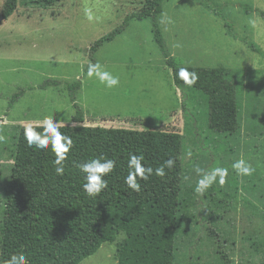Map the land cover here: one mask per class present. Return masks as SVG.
<instances>
[{
	"label": "rangeland",
	"instance_id": "obj_1",
	"mask_svg": "<svg viewBox=\"0 0 264 264\" xmlns=\"http://www.w3.org/2000/svg\"><path fill=\"white\" fill-rule=\"evenodd\" d=\"M208 1L212 10L205 0H162L156 21L169 57L178 66L226 68L240 71L241 76L249 71L250 81H238L239 96L244 100L250 93L260 97L264 110V56L248 45L255 43L264 51V0ZM4 2L0 0V17ZM143 4L144 0H61L45 7L19 0L16 12L0 22L1 165L14 161L21 125H42L49 116L59 125H74L76 104L89 126L186 134L182 92L155 40L152 18L130 19L123 33L93 56L90 52L97 40L139 12ZM86 7L100 19L89 21ZM97 62L103 71L119 77V85L107 88L88 76L89 64ZM47 80L59 83L41 88ZM76 81H81V88L75 103L67 86ZM21 90L25 92L11 105ZM201 103L195 102L197 109L191 103L199 122L207 105L204 99ZM248 123L245 113L244 125ZM198 134L197 139L187 136L184 143L186 194L201 178L197 167L208 171L223 167L229 175L224 185L218 180L212 185L214 198L206 196L209 188L190 196L197 201L186 210L188 230L178 236L176 264H217L208 228L225 240L235 264H264V204L259 199L264 197V129H244L240 137L218 139L205 138V131ZM240 159L255 169L251 175H237L232 169ZM219 190H227L230 197L223 200ZM123 237L125 233L119 239ZM80 264H119L117 243H104Z\"/></svg>",
	"mask_w": 264,
	"mask_h": 264
},
{
	"label": "trees",
	"instance_id": "obj_2",
	"mask_svg": "<svg viewBox=\"0 0 264 264\" xmlns=\"http://www.w3.org/2000/svg\"><path fill=\"white\" fill-rule=\"evenodd\" d=\"M33 1L39 6L49 7L61 0ZM161 2L144 0L139 12L97 40L90 52L93 56L106 42L123 33L130 26V19L152 18L155 40L173 68L175 85L182 92L186 134L163 129L89 126L84 124V113L76 104L75 124L59 125L60 131L72 138L73 148L65 161V174L58 176L51 144L47 150L29 147L24 137V129L28 125L20 126L12 155L14 161L10 165L0 164V264L20 253L27 255L29 264H80L106 242L117 243L119 264H176L178 236L188 230L186 210L197 201L191 198L192 193H197L195 189L186 194L184 184L183 159L187 136L197 139L201 130L205 131V138L218 139L240 137L244 129L253 132L264 129L261 123L264 117L259 116L264 111L261 98L251 93L247 100L239 96L238 81H250L249 71L241 76L240 71L226 68L178 66L173 57H169L156 21L161 12ZM204 3L212 10L208 0ZM18 4L19 0H5L1 17L4 20L10 18ZM215 12L219 14L217 9ZM248 45L264 56L258 45L251 42ZM181 67L197 73L199 79L194 85L188 86L178 78ZM58 83L57 80H47L41 88ZM67 87L75 102L81 81L68 83ZM24 92L21 90L15 94L10 104ZM203 99L207 103L205 118L199 122V118L195 119L191 103L198 101L200 106ZM198 106L195 104L194 109ZM245 113L249 122L247 126L244 125ZM33 126L37 131H43L41 125ZM131 154L143 155L145 165L153 169L170 158L175 165L165 169L167 174L164 177L153 173L148 181H139L141 191L137 193L124 183ZM97 157L114 160L116 168L105 177L108 188L92 197L82 188L86 182L85 174L78 166ZM215 191L211 186L210 195L207 193L206 196L214 198ZM219 193L223 200L231 195L227 190H219ZM259 199L264 204V197ZM208 232L215 245L217 264H235L226 252L225 240L218 236L216 230L208 228ZM121 233H125V237L120 240Z\"/></svg>",
	"mask_w": 264,
	"mask_h": 264
},
{
	"label": "clouds",
	"instance_id": "obj_3",
	"mask_svg": "<svg viewBox=\"0 0 264 264\" xmlns=\"http://www.w3.org/2000/svg\"><path fill=\"white\" fill-rule=\"evenodd\" d=\"M85 16L89 21H98L100 19L87 7L85 8ZM87 74L89 77L95 76L107 88H113L120 83L119 77L103 71L99 62L90 63ZM177 75L188 86L194 85L199 79L195 71L190 72L185 67H181ZM41 126L43 127L42 132L37 131L36 127L31 124L25 127L24 137L27 140V144L29 147H35L40 150H47L51 144V151L55 154V173L58 176H63L65 174V161L73 148V140L70 136L60 131L59 122L54 121L50 116L44 118ZM144 159L143 155L131 154L127 161L129 172L124 178V183L137 193L141 191V183L139 181H148L153 173L156 176L164 177L167 174L165 169H171L175 165V161L170 158L163 165L153 169L151 166L145 165ZM78 167L85 174L84 179L86 182L82 185L83 190L88 196L94 197L108 188V181L105 177L115 170L116 162L112 159L97 157L81 162ZM232 169L237 175L241 176L251 175L255 170L250 163L243 159L233 162ZM195 171L201 177L196 183L195 191L197 193L207 190L217 180L219 185H224L229 175V170L223 167H215L210 171L197 167ZM5 264H29V260L27 255L20 253L12 255Z\"/></svg>",
	"mask_w": 264,
	"mask_h": 264
},
{
	"label": "crops",
	"instance_id": "obj_4",
	"mask_svg": "<svg viewBox=\"0 0 264 264\" xmlns=\"http://www.w3.org/2000/svg\"><path fill=\"white\" fill-rule=\"evenodd\" d=\"M8 19H9V18H8ZM8 19H7V20H8ZM3 21H5V20H3ZM3 21H1V22H3ZM48 87H50V86H48ZM48 87H47V88H48ZM45 89H46V88H45ZM19 119H20V118H19ZM26 120H29V119H25L24 121L26 122ZM33 121H34V119H33ZM3 124L5 125V123H3ZM33 124H34V122H33ZM21 126H22V125H21Z\"/></svg>",
	"mask_w": 264,
	"mask_h": 264
},
{
	"label": "water",
	"instance_id": "obj_5",
	"mask_svg": "<svg viewBox=\"0 0 264 264\" xmlns=\"http://www.w3.org/2000/svg\"><path fill=\"white\" fill-rule=\"evenodd\" d=\"M4 19L2 17H0V22L3 21Z\"/></svg>",
	"mask_w": 264,
	"mask_h": 264
}]
</instances>
